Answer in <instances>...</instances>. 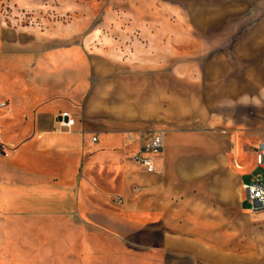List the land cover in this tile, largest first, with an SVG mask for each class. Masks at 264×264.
I'll return each instance as SVG.
<instances>
[{"label":"rangeland","instance_id":"rangeland-1","mask_svg":"<svg viewBox=\"0 0 264 264\" xmlns=\"http://www.w3.org/2000/svg\"><path fill=\"white\" fill-rule=\"evenodd\" d=\"M227 3L235 10L213 20L206 13L210 26L185 29L181 0H0V169L14 177L32 165L51 168V151L37 156L34 121L59 101L98 137L127 140L159 126L212 130L229 144L236 136L248 180L260 170L254 151L264 139V0ZM108 95L116 97L105 102ZM29 177L4 194L12 180L0 174V196L12 203L0 197V264H102L104 243L120 252L109 264H136L134 245L114 231L85 227L71 213L56 217L53 196ZM236 222L238 251L264 264V210Z\"/></svg>","mask_w":264,"mask_h":264},{"label":"crops","instance_id":"crops-1","mask_svg":"<svg viewBox=\"0 0 264 264\" xmlns=\"http://www.w3.org/2000/svg\"><path fill=\"white\" fill-rule=\"evenodd\" d=\"M228 1L212 0L210 10L209 0H181L179 26H210L205 23L206 13L211 12L213 20L235 10ZM111 97L105 96L104 101L116 96ZM67 106L56 101L34 121L37 156L51 151V168L46 171L33 165L24 169L18 166L23 173H15L14 179L12 171L2 166L0 174L12 180L6 182L5 192L13 185L27 187L31 176L38 189L53 196L56 217L71 213L85 227L92 222L104 232L114 231L134 245L130 256H126L136 264L252 263L245 249L238 251L235 233L238 217L251 213L244 207L242 183L249 170L238 137L231 136L229 144L228 135L212 130L187 135L171 131L158 158V171L150 173L137 164L138 169L131 170L138 140L127 141L111 134L94 141L95 128L90 125L82 129L78 120L72 131L61 129L57 115L70 108ZM186 137L192 142L190 146ZM133 185L140 189L135 191ZM113 191L124 195L123 204H117ZM2 196L11 203V197L9 201L8 195ZM13 199L24 200L22 194ZM113 252L108 244L102 245V264L120 260L119 250L117 255Z\"/></svg>","mask_w":264,"mask_h":264},{"label":"built area","instance_id":"built-area-1","mask_svg":"<svg viewBox=\"0 0 264 264\" xmlns=\"http://www.w3.org/2000/svg\"><path fill=\"white\" fill-rule=\"evenodd\" d=\"M57 122L61 129L72 131L77 123V118L72 111L63 109L57 115ZM167 133L168 128L165 126L153 128L140 135L129 133L128 141L138 140V147L132 155L138 166L150 173L158 171V158L164 152ZM97 139L98 136L94 135L93 140ZM255 156L256 166L260 170L242 183L244 200L249 203L248 210L251 213L264 210V139L257 143ZM133 189L138 191L140 187L137 185ZM114 196L117 204L121 205L125 202V197L121 193H115Z\"/></svg>","mask_w":264,"mask_h":264},{"label":"bare ground","instance_id":"bare-ground-1","mask_svg":"<svg viewBox=\"0 0 264 264\" xmlns=\"http://www.w3.org/2000/svg\"><path fill=\"white\" fill-rule=\"evenodd\" d=\"M4 192H5V191H4ZM1 193H2V191H1ZM1 193H0V194H1ZM5 194H6V193H5ZM1 196H2V195H1ZM1 196H0V197H1ZM4 203H6V201H5V202H3V204H4ZM11 204H12V203H11ZM0 206H2V203H1V205H0Z\"/></svg>","mask_w":264,"mask_h":264}]
</instances>
